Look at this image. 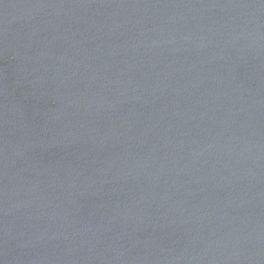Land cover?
<instances>
[{"label":"water","instance_id":"95a60500","mask_svg":"<svg viewBox=\"0 0 264 264\" xmlns=\"http://www.w3.org/2000/svg\"><path fill=\"white\" fill-rule=\"evenodd\" d=\"M0 264H264V0H0Z\"/></svg>","mask_w":264,"mask_h":264}]
</instances>
